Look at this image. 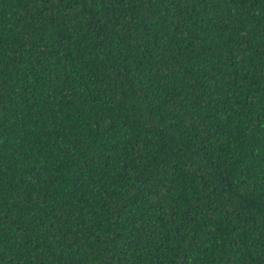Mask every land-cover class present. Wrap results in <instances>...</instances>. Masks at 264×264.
Masks as SVG:
<instances>
[{"label": "trees", "instance_id": "1", "mask_svg": "<svg viewBox=\"0 0 264 264\" xmlns=\"http://www.w3.org/2000/svg\"><path fill=\"white\" fill-rule=\"evenodd\" d=\"M0 264H264V0H0Z\"/></svg>", "mask_w": 264, "mask_h": 264}]
</instances>
